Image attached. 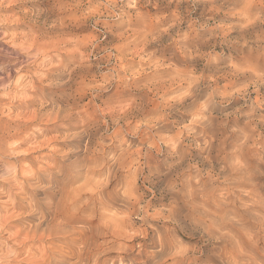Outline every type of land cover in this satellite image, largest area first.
I'll list each match as a JSON object with an SVG mask.
<instances>
[{"label":"clouds","instance_id":"clouds-1","mask_svg":"<svg viewBox=\"0 0 264 264\" xmlns=\"http://www.w3.org/2000/svg\"><path fill=\"white\" fill-rule=\"evenodd\" d=\"M0 264H264V0H0Z\"/></svg>","mask_w":264,"mask_h":264}]
</instances>
